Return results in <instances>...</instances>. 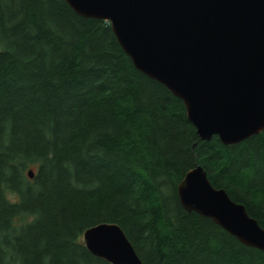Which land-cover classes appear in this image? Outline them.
Instances as JSON below:
<instances>
[{
    "label": "trees",
    "instance_id": "obj_1",
    "mask_svg": "<svg viewBox=\"0 0 264 264\" xmlns=\"http://www.w3.org/2000/svg\"><path fill=\"white\" fill-rule=\"evenodd\" d=\"M197 164L264 227V130L202 140L109 21L66 0H0V264H112L84 242L102 222L119 224L144 264H264V251L182 206L178 184Z\"/></svg>",
    "mask_w": 264,
    "mask_h": 264
},
{
    "label": "water",
    "instance_id": "obj_2",
    "mask_svg": "<svg viewBox=\"0 0 264 264\" xmlns=\"http://www.w3.org/2000/svg\"><path fill=\"white\" fill-rule=\"evenodd\" d=\"M66 1L81 16L111 23L135 66L183 100L202 140L218 135L232 145L264 130V0ZM178 194L187 211L264 251V227L202 165L186 172ZM83 237L112 264H144L117 223L91 226Z\"/></svg>",
    "mask_w": 264,
    "mask_h": 264
},
{
    "label": "clouds",
    "instance_id": "obj_3",
    "mask_svg": "<svg viewBox=\"0 0 264 264\" xmlns=\"http://www.w3.org/2000/svg\"><path fill=\"white\" fill-rule=\"evenodd\" d=\"M5 198L10 205L19 206L22 203V199L16 192H7L5 194ZM41 213L37 210L35 212H27L22 213L18 217H14L12 220L13 228H20L24 225L21 223L22 220L26 221V223L31 224L37 221L40 218Z\"/></svg>",
    "mask_w": 264,
    "mask_h": 264
}]
</instances>
